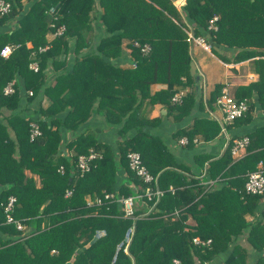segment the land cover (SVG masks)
Returning <instances> with one entry per match:
<instances>
[{"label":"trees","instance_id":"trees-1","mask_svg":"<svg viewBox=\"0 0 264 264\" xmlns=\"http://www.w3.org/2000/svg\"><path fill=\"white\" fill-rule=\"evenodd\" d=\"M11 22L12 29L0 31V48L14 46L8 56L0 54V264H171L173 258L182 264H250L252 250L259 253L255 264H263L264 206L258 215L256 209L264 190L244 189L247 173L260 160L264 167L259 136L248 135L247 152L237 158L232 137L219 156L195 154L193 171L145 128L159 122L149 116L155 103L176 121L194 107L187 30L204 36L216 54L224 45L236 50L235 62L252 58L258 77L240 85L235 97L255 90L264 108V0H11L0 26ZM60 24L63 33L53 35ZM125 54L130 57L122 64L118 58ZM33 59L36 71L29 67ZM12 79L14 91L6 94L3 87ZM158 82L165 86L153 89ZM185 87L192 89L172 102ZM220 89L215 85L209 102ZM94 114L117 125L116 148L86 123ZM33 120L41 134L30 138ZM219 132L214 120L198 117L174 137H187L191 148L193 137L208 141ZM90 149L101 156L80 173L77 157ZM129 151L140 153L154 180L144 182L129 167ZM69 187L72 193L64 196ZM106 192L114 196L104 198ZM133 194L140 199L125 216L116 197ZM10 195L11 215L23 229L6 221ZM251 214L256 217L249 219ZM193 237L211 242L194 244Z\"/></svg>","mask_w":264,"mask_h":264},{"label":"crops","instance_id":"crops-1","mask_svg":"<svg viewBox=\"0 0 264 264\" xmlns=\"http://www.w3.org/2000/svg\"><path fill=\"white\" fill-rule=\"evenodd\" d=\"M176 3V2H175ZM15 23L11 22L6 25L0 26V31H7L14 27ZM207 41V40H206ZM209 42V41H207ZM210 43V42H209ZM211 45V44H210ZM236 50L228 48L227 46H220L219 53L216 54L212 51L211 46L209 50L205 49L197 43L190 44L191 54V71L194 77V90L196 102L192 111L179 121L174 120L171 114L167 113V109L161 103H155L149 113L150 117L159 116V122L156 125L148 124L146 130L153 132L160 136L164 142L174 152L175 159L178 162H186L191 165L193 171L196 170L194 163V155L200 152L208 153L211 158L219 156L223 153L229 140L236 139L239 135H250L256 133L259 137L257 142L259 145L264 144V108L257 97L255 90L252 91L251 95H247L245 98L249 101L250 108L247 115L235 119L232 122L226 124V129L229 133V140L227 141L226 136L221 128L222 112L216 103V99L213 102L208 101V97L211 95L215 88V85H220L221 88L227 84L228 89L236 96L240 94V85H245L250 81L257 79V74L252 70L250 62L252 58H246L241 61H234L232 56ZM130 57L125 54L124 57H119L120 63H127V58ZM54 72L50 71V76H53ZM164 83H154L153 89L158 87H164ZM190 87L181 88L185 90V93L189 91ZM180 90V89H179ZM221 91V89H220ZM185 95V94H184ZM183 95V96H184ZM183 98V97H182ZM47 98L43 97L42 103L47 104ZM34 105H31L28 113L33 112ZM208 118L214 120L219 126L220 132L214 139L208 141H202L200 136L193 137L192 142L195 146L188 148L185 144H181L179 139L174 137V132L178 127H182L190 123L195 118ZM247 117V119H246ZM90 126L95 130L96 136L99 140L112 144L116 148L117 139L119 138L117 125L108 126L100 117L94 114L88 122ZM134 130H132L133 132ZM71 135L68 132L66 136ZM196 138V141H194ZM246 147L238 150V154L234 157H240L246 154ZM207 163V161L205 162ZM26 172H28L26 170ZM29 173V172H28ZM124 172H120V180L124 179ZM202 181L205 185L212 184L211 180H206L203 177ZM207 181V182H206ZM211 181V182H209ZM264 206V199L259 203L256 209V214H260V209ZM249 219L255 218L254 215H248ZM259 253L256 250H252L249 256L257 257ZM253 258V259H254ZM250 264H255V261ZM218 263V261L216 260Z\"/></svg>","mask_w":264,"mask_h":264},{"label":"built area","instance_id":"built-area-1","mask_svg":"<svg viewBox=\"0 0 264 264\" xmlns=\"http://www.w3.org/2000/svg\"><path fill=\"white\" fill-rule=\"evenodd\" d=\"M179 4L184 3V0H179ZM178 4V3H176ZM11 8V0H0V15L6 14L7 12L10 11ZM54 6H51L49 11L53 12ZM217 19V16L214 15L209 21L210 27H215L213 24V21ZM53 25V23H51ZM65 29L64 24H60L56 27L55 31L53 32V35H60L63 33ZM187 39L191 43H197L204 47L205 49L209 50L210 48V43L206 41L204 36L202 35H194L191 30H187ZM135 44L138 45L137 42ZM13 45L10 44H4L0 48V54L2 56L4 55L5 50H10L9 53L13 49ZM47 46H40L39 49L43 50L46 49ZM149 49L148 44H144L141 47V50L146 52ZM7 55V56H8ZM6 57V56H5ZM29 67L32 68L33 70H38V62L33 59L29 62ZM14 91V79L8 81L4 87H3V92L6 94L12 93ZM28 94H32V91L29 90ZM185 94V90H178L173 93L171 96V101L172 102H180L182 100L183 95ZM216 103L219 106L221 112H222V121H221V128L222 131L224 132L227 141L229 140L230 136L229 133L226 129V124L232 122L233 120L242 117L248 110V101L247 99L244 98H236L233 94L228 89V85L225 84L217 96ZM41 134V129L39 127V124L33 120L30 123V128H29V135L30 138H33L35 136H38ZM249 137L247 135H244L242 137L236 138L233 140V144L231 146V153L233 156H236L238 154V150L245 147V145L248 143ZM194 141H196V138H194ZM179 142L181 144H186L188 142L187 137L182 136L179 139ZM101 155L94 151L93 149H90V151L87 154H79L77 157V161L75 166L77 167L76 169L80 171V173H83L84 171H87L90 167V161L95 159L96 157H100ZM128 165L129 167L134 170V172L142 178L144 182H151L152 180L155 179V176H153L143 164L140 153L137 151H129L128 154ZM58 170L60 172H63L64 168L63 165H60L58 167ZM211 182V181H209ZM208 183V182H207ZM211 184V183H210ZM171 187V186H170ZM244 189L247 193H261L264 190V167L263 163L260 160L257 164V168L253 171H249L247 173V178L244 183ZM72 187L66 188L64 196H69L72 193ZM146 190V192H148ZM163 191L159 189L158 187L154 190V194L159 197L162 195ZM149 194V192H148ZM114 194L111 192H106L104 193V198H111L113 197ZM140 199V195L133 194V195H127V196H117L116 200L122 205L123 210H124V215L128 216L131 214L134 202L136 200ZM15 200V197L13 195H10L8 198V201L4 207L5 210V217L7 222H15L16 226L20 229L24 228V225L19 221L13 218L11 215V210L13 206V202ZM92 200L88 198V203H91ZM102 198L100 196H97L95 198V203H101ZM129 240V235L128 239ZM192 241L194 244H203V245H209L211 242V238L207 239H200L198 237H193ZM171 264H182V261L179 258H173ZM207 264V263H204ZM263 264H264V252H263Z\"/></svg>","mask_w":264,"mask_h":264},{"label":"water","instance_id":"water-1","mask_svg":"<svg viewBox=\"0 0 264 264\" xmlns=\"http://www.w3.org/2000/svg\"><path fill=\"white\" fill-rule=\"evenodd\" d=\"M95 239H96V236H94V237L91 239L90 242H93ZM127 239H128V231H127V233H126V235H125L124 240H127Z\"/></svg>","mask_w":264,"mask_h":264},{"label":"clouds","instance_id":"clouds-1","mask_svg":"<svg viewBox=\"0 0 264 264\" xmlns=\"http://www.w3.org/2000/svg\"><path fill=\"white\" fill-rule=\"evenodd\" d=\"M10 50H5L4 55L7 56Z\"/></svg>","mask_w":264,"mask_h":264},{"label":"rangeland","instance_id":"rangeland-1","mask_svg":"<svg viewBox=\"0 0 264 264\" xmlns=\"http://www.w3.org/2000/svg\"><path fill=\"white\" fill-rule=\"evenodd\" d=\"M175 2L178 3L177 5H180V4H179V3H180L179 0H175Z\"/></svg>","mask_w":264,"mask_h":264}]
</instances>
